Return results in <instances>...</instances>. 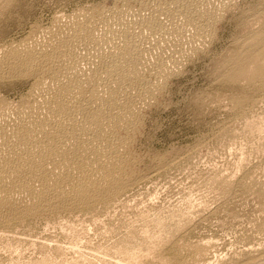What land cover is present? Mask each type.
Listing matches in <instances>:
<instances>
[{"label": "rangeland", "instance_id": "1", "mask_svg": "<svg viewBox=\"0 0 264 264\" xmlns=\"http://www.w3.org/2000/svg\"><path fill=\"white\" fill-rule=\"evenodd\" d=\"M0 264H264V0H0Z\"/></svg>", "mask_w": 264, "mask_h": 264}, {"label": "bare ground", "instance_id": "2", "mask_svg": "<svg viewBox=\"0 0 264 264\" xmlns=\"http://www.w3.org/2000/svg\"><path fill=\"white\" fill-rule=\"evenodd\" d=\"M200 14V13H199ZM208 25V24H207ZM68 31V30H67ZM69 48V47H68ZM40 53V52H39ZM38 53V54H39ZM36 54V53H35ZM34 54V55H35ZM37 54V55H38ZM23 56V55H22ZM36 56V55H35ZM42 56V55H41ZM44 57V56H43ZM43 59V58H42ZM46 59V58H45ZM21 60V59H20ZM28 61H29V59H28ZM41 61V60H40ZM20 64H21V62H19ZM34 63V62H33ZM118 63V62H117ZM25 65V64H24ZM43 65V64H42ZM41 66V65H40ZM22 68V67H21ZM28 68V67H27ZM40 68V67H39ZM24 69V68H23ZM30 69V68H29ZM36 72V71H35ZM44 72V71H43ZM45 83V82H44ZM104 84V83H103ZM93 85V84H92ZM49 88V87H48ZM65 91V90H64ZM70 115V114H69ZM3 116V115H2ZM97 118V117H96ZM108 124V123H107ZM100 125V124H99ZM97 127V126H96ZM59 128V127H58ZM62 131V130H61ZM100 133V132H99ZM63 134V133H62ZM99 135V134H98ZM69 136V135H68ZM76 136V135H75ZM55 142V141H54ZM58 142V141H57ZM57 142H55V144H57ZM53 143V142H52ZM59 143V142H58ZM58 146H59V144H58ZM99 146V145H98ZM53 147H54V145H53ZM57 147V146H56ZM59 148V147H58ZM53 149V148H52ZM57 149V148H56ZM67 154V153H66ZM82 160V159H81ZM80 161V160H79ZM44 162V161H43ZM86 163V162H85ZM82 165V164H81ZM114 165V164H113ZM85 166V165H84ZM116 166V165H115ZM108 168V167H107ZM120 169V168H119ZM83 170V169H82ZM106 170V169H105ZM45 172V171H44ZM109 172H111V171H109ZM113 173V172H112ZM117 173V172H116ZM39 174H41V173H39ZM111 174V173H110ZM46 175H47V173H46ZM107 176V175H106ZM111 177H112V175H110ZM119 176V175H118ZM118 178V177H117ZM112 182V181H111ZM119 183H120V181H119ZM125 184V183H124ZM112 186V185H111ZM120 186H122V185H120ZM122 188V187H121ZM110 190V189H109ZM118 190V189H117ZM105 191V190H104ZM81 193V192H80ZM83 193H85V192H83ZM87 193V192H86ZM89 193V192H88ZM87 193V194H88ZM107 193V192H106ZM86 195V194H85ZM89 195H91V193L89 194ZM86 197V196H85ZM84 198V197H83ZM92 198V197H91ZM53 199V198H52ZM79 199V198H78ZM85 199V198H84ZM71 200V199H70ZM74 199H72L71 201H73ZM94 200V199H93ZM97 200H98V197H97ZM55 201V200H54ZM66 201V200H65ZM75 201H76V199H75ZM78 201V200H77ZM80 201V200H79ZM78 201V202H79ZM74 202V201H73ZM84 202V201H83ZM82 202V203H83ZM59 203V202H58ZM65 203V202H64ZM67 204L69 203V202H66ZM71 203V202H70ZM75 203V202H74ZM81 203V204H82ZM87 203V202H86ZM77 204V203H76ZM80 204V203H79ZM70 205H72V204H70ZM73 207V206H72ZM34 210V209H33ZM29 212V211H28Z\"/></svg>", "mask_w": 264, "mask_h": 264}]
</instances>
